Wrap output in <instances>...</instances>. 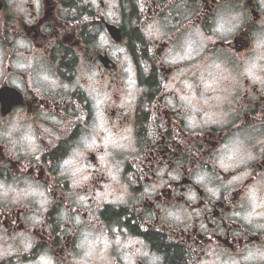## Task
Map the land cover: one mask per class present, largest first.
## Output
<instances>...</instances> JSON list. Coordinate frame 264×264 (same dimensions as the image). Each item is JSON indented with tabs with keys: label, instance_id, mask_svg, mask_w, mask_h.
Returning a JSON list of instances; mask_svg holds the SVG:
<instances>
[{
	"label": "clouds",
	"instance_id": "obj_1",
	"mask_svg": "<svg viewBox=\"0 0 264 264\" xmlns=\"http://www.w3.org/2000/svg\"><path fill=\"white\" fill-rule=\"evenodd\" d=\"M0 264H264V0H0Z\"/></svg>",
	"mask_w": 264,
	"mask_h": 264
}]
</instances>
